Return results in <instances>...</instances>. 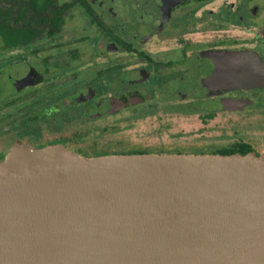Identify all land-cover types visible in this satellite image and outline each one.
<instances>
[{
  "label": "water",
  "instance_id": "obj_1",
  "mask_svg": "<svg viewBox=\"0 0 264 264\" xmlns=\"http://www.w3.org/2000/svg\"><path fill=\"white\" fill-rule=\"evenodd\" d=\"M225 52L216 85L264 87L256 54ZM0 264H264V153L13 147L0 162Z\"/></svg>",
  "mask_w": 264,
  "mask_h": 264
},
{
  "label": "flooded vegetation",
  "instance_id": "obj_2",
  "mask_svg": "<svg viewBox=\"0 0 264 264\" xmlns=\"http://www.w3.org/2000/svg\"><path fill=\"white\" fill-rule=\"evenodd\" d=\"M113 1L66 3L68 7L61 12L63 21L59 27L57 10L63 5L56 6L55 0L42 14L39 11L28 12L27 17H32L31 20L24 18L21 25L34 37L18 50L26 49L37 55L38 70L31 69L29 65V71L18 80L25 79L27 85H20L19 89H40L50 73L49 68L67 70L73 63L89 59L91 63L80 61L76 67V72L83 74L73 83L77 94L70 98L69 106L65 104L68 98L57 100L49 95L58 112H67V119L115 116L130 107L152 106L158 96L165 97L162 102L170 96H180V107H189L192 103V106L203 104L202 108L206 103L205 110H210L207 105L235 110V107L225 104L232 100L250 102L240 106L244 110L253 106L248 95L255 91V97L264 100L260 93L263 88L227 90L220 84L216 85L213 78L215 66L222 62L217 52H250L264 62V46H261L264 41H257L258 35L247 42H241L244 38L240 36L232 39L220 36L219 42L216 40L217 32L226 33L224 30L228 26L240 29L257 16V5L250 4V0L220 5L219 0H130L124 10L128 12L127 18L119 16ZM40 6L32 8L40 10ZM67 15L69 19L65 18ZM74 19L78 25L68 23ZM30 22L33 25L25 27ZM65 22L71 28H68L70 34L77 37L73 40L79 46L70 51H55L53 55L57 60L48 63L53 55L43 58L46 51L42 47L46 41H54L64 32ZM168 42L172 45H165ZM34 45L36 47L33 48ZM85 47L88 51L84 52ZM252 61L256 64L255 57ZM21 64L26 65L25 62ZM185 90L199 96L189 101L182 94ZM201 92L204 93L203 98ZM213 94L215 97H211ZM207 116L212 119L211 111Z\"/></svg>",
  "mask_w": 264,
  "mask_h": 264
},
{
  "label": "rangeland",
  "instance_id": "obj_3",
  "mask_svg": "<svg viewBox=\"0 0 264 264\" xmlns=\"http://www.w3.org/2000/svg\"><path fill=\"white\" fill-rule=\"evenodd\" d=\"M55 1L57 5L62 6L72 0ZM113 2L119 16L127 18L128 12L124 10L130 0L124 2L114 0ZM217 2L220 5L223 2L238 3L240 0H219ZM250 4L257 5V16L253 20L249 19V23L241 27V30L228 26L224 30L226 33L217 32L218 42L221 39L220 36L227 39L240 36L244 38L241 42H247L253 41L255 35H258L257 41H264V0H250ZM65 18L69 19V16ZM77 18L82 17L77 16ZM68 23L79 24L75 19ZM68 28L71 29L66 23L64 32L56 40L45 42L42 47L46 51L43 58L51 57L55 51H70L75 46H79L73 40L77 37L71 35ZM35 45L33 48L36 47ZM165 45L171 46L172 43L168 42ZM261 46H264V43ZM83 51H88V47H85ZM86 54L87 52L82 56ZM35 56L37 57L26 49L0 54V162L13 147L24 145L40 149L57 144L85 157L136 154V152L212 154L236 143L249 144L255 152L264 153V100L255 97L257 91L251 92V96L248 95L253 106H248L244 110L242 108L222 110L217 106L208 105L207 108L210 110H205L203 108H206V103L202 108L200 106L203 104L192 106V103L189 107H180L178 106L180 96H170L163 102L161 99L165 97L158 96V101L155 100L152 106L130 107L115 116L105 115L100 119L90 117L83 120L77 116L67 119V112H58L57 106L49 97L52 96L57 100L66 97L69 101L65 104L69 106L70 98L77 94L73 83L83 74L76 72V67L80 61L84 63L86 59L73 63L72 67L67 70L49 68L50 73L44 76L45 82L40 89L30 87L16 90L14 83L29 71V65L32 66L31 69L38 70ZM54 56L48 60V63L57 60ZM86 61L92 62L89 59ZM21 62H25L26 65ZM73 74L76 75L74 79H72ZM260 91L264 96V89ZM192 93L187 90L182 92L185 99L189 101L199 96ZM201 93L200 96L203 98L204 93ZM211 97H215V94ZM210 111L211 120L207 116Z\"/></svg>",
  "mask_w": 264,
  "mask_h": 264
},
{
  "label": "trees",
  "instance_id": "obj_4",
  "mask_svg": "<svg viewBox=\"0 0 264 264\" xmlns=\"http://www.w3.org/2000/svg\"><path fill=\"white\" fill-rule=\"evenodd\" d=\"M73 3H78L84 0H72ZM53 0H0V54L7 53L9 51L17 50L22 44L29 43L34 35L28 30H23L21 21L24 18L31 20L32 17H27V13L30 11L43 13V10L48 9ZM56 3V1H55ZM41 4V6H40ZM29 6V7H28ZM40 6L42 9L32 8ZM57 6V4H56ZM67 5H63L62 8L57 10V26L62 24L63 12ZM43 19V17H42ZM33 25L32 22L26 24L25 27ZM253 149L249 144L236 143L231 147L223 148L215 151L212 154H235L240 153L245 155L252 152ZM137 153V152H136ZM134 154V153H133ZM137 154H144L138 152ZM6 157V156H5Z\"/></svg>",
  "mask_w": 264,
  "mask_h": 264
},
{
  "label": "crops",
  "instance_id": "obj_5",
  "mask_svg": "<svg viewBox=\"0 0 264 264\" xmlns=\"http://www.w3.org/2000/svg\"><path fill=\"white\" fill-rule=\"evenodd\" d=\"M264 89V87H262Z\"/></svg>",
  "mask_w": 264,
  "mask_h": 264
}]
</instances>
